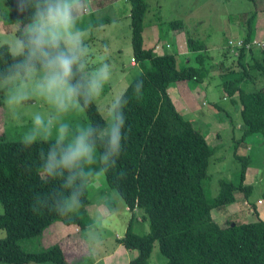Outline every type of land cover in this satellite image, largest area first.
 <instances>
[{"label": "trees", "instance_id": "1", "mask_svg": "<svg viewBox=\"0 0 264 264\" xmlns=\"http://www.w3.org/2000/svg\"><path fill=\"white\" fill-rule=\"evenodd\" d=\"M7 1L15 10L9 22H17L16 0ZM127 2L133 60L141 68L121 93H127L130 100L126 111V129L130 131L117 165L105 164L99 155L95 162L104 174L105 183L118 191L132 212L119 239L126 248L138 251L128 264H148L155 241L166 257L164 264H264V220L219 225L211 216L213 208L233 203L236 192L247 198L251 191V185L244 183L247 156L237 154V147L254 135H259L264 145V50L254 56L251 47H240L237 69L220 74L226 97L241 107L242 134L235 140L234 150L241 168L238 182L220 179L218 194L208 197L207 168L215 147L177 110L167 91L173 82L184 80L188 84L206 76L208 68L203 64L206 47L201 40L187 36L186 47L195 53L199 66L179 67L175 54H155L153 48L143 46L147 1ZM252 19L251 16L248 20L244 43L251 41ZM95 25H98L96 21L79 22L84 30ZM169 26L180 28L182 21L171 20ZM18 30L19 27L16 35ZM247 53H251V61H245ZM11 63L8 44H0V73H6ZM141 79L143 94L133 95L131 87ZM3 101L0 89V106ZM216 107L222 110L217 104ZM84 111L89 123L105 127L95 102ZM46 147V144L25 147L21 140L0 136V203L3 205L0 229L5 231L0 238V263L67 264L59 243L31 251L24 249L20 240L37 236L55 221L79 226L92 223L87 212L88 183L93 175L89 164L76 181L79 203L62 208L61 202L69 191L62 186L64 178L49 180L40 176L38 153ZM136 209L148 221L147 233L132 230Z\"/></svg>", "mask_w": 264, "mask_h": 264}, {"label": "rangeland", "instance_id": "2", "mask_svg": "<svg viewBox=\"0 0 264 264\" xmlns=\"http://www.w3.org/2000/svg\"><path fill=\"white\" fill-rule=\"evenodd\" d=\"M146 1L148 9L144 18V47H154L155 39L152 34L150 35L153 25L157 22L156 26L167 27L170 20H181L188 26L186 29L190 30L188 36L201 40L206 45L203 64L208 68V72L202 80H192L188 84L186 82V85L197 103L206 110V115L194 113L188 118L203 134L208 144L215 147L214 153L209 158L207 168L209 177L205 184L208 197H214L219 192V180L238 182L241 168L240 161L234 155L235 140L242 134L240 105H233L228 98L222 96L224 91L222 92L219 74L237 69L238 56L235 55V47L228 41L235 42L239 37L243 39L249 18L253 17V26L259 30L264 29V0ZM89 5L81 21H96L98 25L84 30V40L88 48L85 57L86 71L95 72L104 63H108L111 67L110 81L104 84L102 94L94 100L106 127L113 100L121 95L129 82L140 73L141 68L138 65H131L133 53L130 5L127 0H89ZM14 15L15 10L10 3L7 0H0V44L9 45L17 36L15 33L19 27L17 22H9ZM262 40H264V31L259 41ZM249 47L254 56H259L261 49L264 50L256 45ZM153 51L155 54H175L179 67L184 64L199 66L194 59L195 54L192 52L181 54L177 44L169 49L163 46L158 50L153 48ZM250 54H246L245 61H251ZM18 83H21L19 79L0 80V89L4 95L3 104L0 106V136L5 135L8 140H22L24 133L31 129L32 119L37 114L46 120L51 118L57 123L67 122L73 129L89 123L84 110L77 108L59 115L51 105L37 95H31L22 104L8 105L7 97ZM175 86L173 82L169 86V91L176 107L180 109L182 104L179 95L175 94ZM216 104L222 107V110L218 109ZM238 148L240 154L247 156L244 183L251 185V191L247 198H244L242 193L236 192V201L233 204L236 210L229 205L218 206L211 210L212 218L219 225L227 222L246 223L258 219L264 220L262 138L254 135V138L251 137L248 141L240 143ZM89 167L93 175L88 183L87 210L91 213L92 223L87 226L66 224L68 226L66 227L62 222L56 221L37 236L20 240L24 249L35 251L59 242L65 253H81L84 264H128L137 255V249H128L119 242L126 231L132 212L128 210L118 191L105 183L104 174L97 168L96 162L89 164ZM254 208L258 213L253 210ZM2 212L3 205L0 203V213ZM133 214L132 230L139 234L147 233L149 225L148 221L143 219L142 211L136 209ZM61 225L64 226L61 228ZM76 230H79V235L73 236L72 233H76ZM4 235L5 231L0 229V238ZM165 261L166 257L160 253L158 242L155 241L148 264H164ZM29 264L55 263L30 262Z\"/></svg>", "mask_w": 264, "mask_h": 264}, {"label": "clouds", "instance_id": "3", "mask_svg": "<svg viewBox=\"0 0 264 264\" xmlns=\"http://www.w3.org/2000/svg\"><path fill=\"white\" fill-rule=\"evenodd\" d=\"M89 7V0H16L19 30L8 45L13 63L6 73H0V80L19 79L21 83L7 97L8 105L22 104L37 95L63 115L72 109L83 111L102 94L104 84L111 79V67L104 63L95 72L86 71L88 48L79 22ZM134 85L133 95H142L144 80ZM129 101L127 93L117 96L109 121L102 128L88 123L73 129L67 122L46 120L39 114L33 117L21 144L47 145L38 153L40 176L49 180L64 178L62 186L69 191L62 208L79 203L76 181L97 155L105 164H118L130 131L126 129Z\"/></svg>", "mask_w": 264, "mask_h": 264}, {"label": "crops", "instance_id": "4", "mask_svg": "<svg viewBox=\"0 0 264 264\" xmlns=\"http://www.w3.org/2000/svg\"><path fill=\"white\" fill-rule=\"evenodd\" d=\"M254 17H255V14H254ZM156 25H157V22L150 29V35L152 34L154 39H155L154 47H153L154 49L158 50L161 46L167 47V49H169V48H172V46L174 44H177V48L180 50L181 54H187V53L190 54V51H188V49L186 47V38H187V36L190 33V30L186 29L188 26L184 25L183 22H182V26L180 28H176V29H171L170 26H169V23L167 24V27H163L161 25H159V27H158ZM163 28H166V29H163ZM143 31H144V29H143ZM263 31H264L263 28H261V30H259V28L253 26V24H252L251 40L259 41L260 40V36L262 35ZM245 33H246V31H245ZM245 33H244V35H245ZM143 35H144V32H142V37L144 39ZM239 38H241V37H239ZM242 38H243V36H242ZM145 48H147V47H145ZM192 53H194V52H192ZM188 63H190V62H188ZM131 65L132 66H137L138 64H137V62L132 60L131 61ZM220 74H219V76H220ZM174 83L176 84V86H175V94L179 95V101H180V104H182L180 109H178L176 107L177 110L182 115H184L186 118L190 117L191 114H194V113L195 114L198 113L200 115H206V113H205L206 110L203 109V107L197 103V100L195 99V97L191 94V92L187 88L186 81L179 80V81H176ZM169 88H168L167 91H168V94H169L171 100L174 103V100H173V97L170 94V91H169L170 89ZM222 92H223V90H222ZM222 96L226 97L224 92H223ZM226 98H228V97H226ZM229 101H230V99H229ZM239 108L241 109V107H239ZM239 148L237 149V154L244 155V154H240L241 152L239 151ZM235 201L233 203L229 204V207H232L233 209L236 210L237 208L235 206H233ZM253 210L257 211L256 208H254ZM87 212H88V210H87ZM257 213H258V211H257ZM88 215L90 216L91 213L89 212ZM60 222H62V221H60ZM62 224H65V223L62 222ZM62 226H64V225H61V228H62ZM65 226H66V224H65ZM66 227H68V226H66ZM75 232L76 233H72L73 236L79 235V230H76ZM68 235H70V234H68ZM56 243H59V242H56ZM61 247H62L63 252H64L63 246H61ZM64 254H65V257H66V260H67L68 264H84L83 261H82V254L81 253H76L75 252V253H72V254H67V253L64 252Z\"/></svg>", "mask_w": 264, "mask_h": 264}, {"label": "built area", "instance_id": "5", "mask_svg": "<svg viewBox=\"0 0 264 264\" xmlns=\"http://www.w3.org/2000/svg\"><path fill=\"white\" fill-rule=\"evenodd\" d=\"M228 43L235 47V55L236 56L239 55V48L242 46H245L246 48H248L251 45H256V46L264 48V40H262V41L252 40L249 43H244V40L239 38L235 42L228 41Z\"/></svg>", "mask_w": 264, "mask_h": 264}]
</instances>
